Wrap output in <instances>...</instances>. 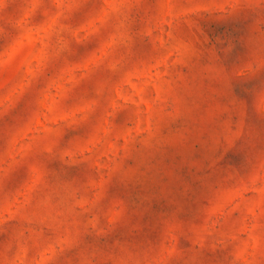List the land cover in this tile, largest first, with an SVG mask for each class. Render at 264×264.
I'll list each match as a JSON object with an SVG mask.
<instances>
[{"label": "clouds", "instance_id": "clouds-1", "mask_svg": "<svg viewBox=\"0 0 264 264\" xmlns=\"http://www.w3.org/2000/svg\"><path fill=\"white\" fill-rule=\"evenodd\" d=\"M251 2L37 0L44 26L25 28L0 50V88L30 79L38 57L54 60L82 38L94 37L97 47L86 66L53 80L29 122L0 151V173L18 165L29 173L10 194L12 212L31 215L51 194L41 174L46 156L55 154L66 165L89 163L97 173L89 185L93 192L113 171L127 174L128 162L147 152L169 149L185 156L204 135L203 118L192 114L184 132L169 139L161 124L189 111L186 89L204 48L199 21L202 14H231ZM66 97L71 103L61 107ZM259 106L264 109V96ZM118 111L129 114L122 125L114 123ZM73 125L83 126V135L62 145L64 129ZM192 167L190 182L177 188L176 207L155 226L158 242L116 264H264V141L249 142L227 167L207 148ZM50 251L48 242L25 229L0 246V264H48Z\"/></svg>", "mask_w": 264, "mask_h": 264}, {"label": "rangeland", "instance_id": "rangeland-1", "mask_svg": "<svg viewBox=\"0 0 264 264\" xmlns=\"http://www.w3.org/2000/svg\"><path fill=\"white\" fill-rule=\"evenodd\" d=\"M44 23L37 0H0V50L25 28L39 31ZM199 23L204 48L186 89L189 111L167 117L161 132L165 139L177 136L197 114L203 118L201 141L183 157L169 149L147 152L128 162L127 174L113 171L96 192L89 187L97 179L89 163L66 165L55 154L46 156L41 174L51 194L41 197L27 216L14 214L8 199L29 173L22 165L0 173V246L30 229L51 245L48 264H116L136 248L158 242L155 226L176 207L177 188L190 182L192 165L207 148L227 167L241 158L249 142L264 141V109L259 106L264 96V3L252 0L231 14L205 13ZM96 47L94 37L82 38L54 60L38 57L30 79L0 88V151L10 134L29 122L53 80L62 71L86 66ZM70 103L66 97L61 107ZM128 115L116 112L114 123L124 124ZM83 131L76 125L64 129L61 144L74 142ZM73 198L81 207L73 206Z\"/></svg>", "mask_w": 264, "mask_h": 264}]
</instances>
